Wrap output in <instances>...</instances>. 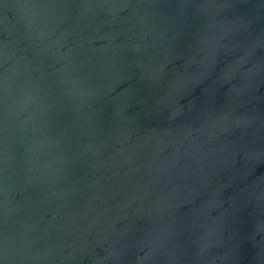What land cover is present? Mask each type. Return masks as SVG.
<instances>
[{"label": "water", "instance_id": "obj_1", "mask_svg": "<svg viewBox=\"0 0 264 264\" xmlns=\"http://www.w3.org/2000/svg\"><path fill=\"white\" fill-rule=\"evenodd\" d=\"M0 264H264V0H0Z\"/></svg>", "mask_w": 264, "mask_h": 264}]
</instances>
